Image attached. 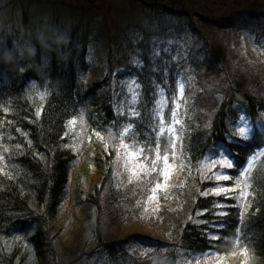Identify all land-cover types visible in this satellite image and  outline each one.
<instances>
[{"label":"trees","instance_id":"trees-1","mask_svg":"<svg viewBox=\"0 0 264 264\" xmlns=\"http://www.w3.org/2000/svg\"><path fill=\"white\" fill-rule=\"evenodd\" d=\"M65 1L68 21L61 19L60 0H41L54 2L44 16L26 3L20 28L0 37V45L10 46L45 19L70 26L72 36L67 64L55 53L42 52L23 75L0 66V264H144L133 252L141 241L151 243L139 246L157 253L155 264H195L235 250L244 252L247 264H264V0H131L125 10L129 14L120 21L106 16L111 0ZM93 7L104 11L93 13ZM96 14L107 19V28L95 31ZM91 46L102 54L96 64L90 62ZM252 51L260 56L255 64L245 57ZM92 72L101 78L86 89L84 79ZM183 74L195 90L182 108ZM58 78L63 84L57 91L53 84ZM98 91L104 95L94 104L106 124L116 128L122 119L121 126L132 128L143 149V170L139 187L128 192L111 175L104 184L107 195L96 185L84 200L90 206L83 221L88 237L70 258L59 248L77 160L65 135L68 122ZM180 119L184 136L177 161V139L172 147L168 129L174 128L176 136ZM244 121L251 130L248 139L238 131ZM157 148L161 157L168 155L178 177L173 187L168 178L167 187L152 199L157 183L165 182ZM218 153L235 167L222 168ZM250 157L255 159L243 179L246 199L211 191L233 185L214 175L227 173L235 180ZM100 162L96 174L105 180ZM138 207L146 210L151 230L128 234L124 242V217L140 215ZM96 238L104 261L88 251Z\"/></svg>","mask_w":264,"mask_h":264},{"label":"rangeland","instance_id":"rangeland-1","mask_svg":"<svg viewBox=\"0 0 264 264\" xmlns=\"http://www.w3.org/2000/svg\"><path fill=\"white\" fill-rule=\"evenodd\" d=\"M61 3L59 4L58 8L60 9L61 19L62 21H68L65 20L69 14L68 11V4H66L65 0H60ZM74 1V0H72ZM131 0H111L109 1L108 11H110L109 14H106V16L109 18L110 21H120L121 18H124V14H129L125 12L126 8L130 9L131 6ZM29 5L30 7L38 10L40 12H43V16L47 13L46 11L50 10L52 6H54V2H50L51 4H46L45 2H41V0H0V37L2 33H11L14 32V30L19 29L22 24V7L24 4ZM98 3V2H97ZM99 4V3H98ZM88 5L86 4V7ZM90 9V8H89ZM89 9L86 8V10L89 11V13H92ZM93 13H102L104 10L100 7H93L92 8ZM106 11V10H105ZM107 11V12H108ZM135 11V10H134ZM130 12V11H129ZM141 9H138L135 14H140ZM131 14V12H130ZM95 16L99 17L97 19V23L94 26L95 31L101 27L103 29L107 28V19L103 17V15L96 14ZM68 25V24H67ZM99 28V29H101ZM101 29V30H102ZM91 58L90 62L93 64L98 63L97 61L98 56L100 57L99 52H96L95 47L91 46ZM241 54V53H240ZM247 60L249 62H252V64H255L259 61L260 56L257 53L248 52L246 53ZM102 55V54H101ZM243 55V53H242ZM101 76L102 72L99 69ZM100 74H96L93 72L89 73L88 76L84 79V88H89V84L92 83L93 80H97L101 78L99 76ZM183 91H182V101L184 104L182 105V108L185 107V104L190 100L191 96L194 93V86L192 84V81L190 80V77L187 74H183L182 76V84ZM132 87V85L130 86ZM104 93L97 92L96 95H94L92 98L89 99L86 106L83 108V110L78 114V116L73 117L67 125L66 130V145L72 147L74 154H76V164L73 167L72 176L70 179V198L71 202L67 206V208L64 210V215L62 216L61 225L64 226L62 234V240L60 242V248L59 252L68 251L69 257L71 256V253L74 254L78 252L79 247V241L86 239V235L84 234L85 228L83 225V221H85L88 212L90 211L88 202H84L85 199H87L88 195L93 192L96 185L101 187H104L105 182H109V175L111 177L114 176V179L116 180L118 184V188L121 189V191L128 192L127 189L132 188L134 186L139 187L140 183L138 182L139 173L143 167L141 163V159H143V154L138 155L136 158H132L130 153L132 152H138L139 149H141V146L138 145L137 141L135 140L132 133V128L126 126H121L122 119L117 121L116 128L112 127L111 124H106L105 118L103 115L99 112L100 106L95 105L94 103L97 102L98 97L101 98ZM72 120H75L76 123L73 125L71 123ZM116 124V123H115ZM242 125H246L247 122H242ZM181 119L178 124V131L176 133L177 143L176 146L179 147L182 144L183 141V128L181 127ZM127 129V131H125ZM182 129V130H181ZM97 133L100 135L98 136ZM123 145H128L127 148H124ZM180 149L175 154V160L178 161L181 153ZM99 159H96V158ZM100 160L101 162L99 165H103L102 172L104 174L105 180H103V177L100 179L98 177L97 173V161ZM178 173L175 168V166L172 167V172L170 173L169 177V186L173 187L175 183L177 182ZM137 180V181H136ZM140 181V180H139ZM108 186V185H107ZM104 187L103 191H105V194L109 192L107 189L108 187ZM243 189H245V183L242 182ZM103 191L101 193H103ZM239 189H237V192L229 194L228 197H232L234 194L235 197H239ZM143 191L141 198L143 199ZM83 201V202H82ZM142 201V200H141ZM105 202V200H104ZM103 202V203H104ZM78 203H80V206H78ZM140 203V201H139ZM149 204H153L150 202ZM137 208V206L135 207ZM139 209L137 211H141V214L137 215L134 218L124 217V228L120 229L121 237L123 238L124 242L128 241L127 235L132 234L134 232H146V230L150 231V222L146 221L145 219V209ZM131 212L134 211V207L129 208ZM156 211L159 210V207H156ZM145 221V222H143ZM103 222V220H102ZM109 219L106 223L109 224ZM110 225L115 226V221L113 220ZM104 226H106L104 224ZM109 229H112L115 233V229L112 227H108ZM66 231V232H65ZM69 231V233H67ZM65 232V236L63 237V233ZM106 235H109V232L106 231ZM104 237L106 239H110L112 236H106ZM156 240H158V236L156 235ZM93 242L92 246L89 247L88 251H94L93 252V258L94 260H102L104 261L105 258L102 254V248H99V243L96 241ZM141 241V240H140ZM146 242H139L135 247V244L133 245V252L136 256L140 257V259L143 261L144 264H147L149 259L152 260V264H155L158 255L156 252L146 250V248L139 246ZM146 244H151L150 242ZM150 250L153 248L148 247ZM71 258V257H70ZM246 255L241 250H235L234 252H230L226 255L221 254H213L212 256L209 255V257L206 258V260H202L199 262H196L195 264H247ZM193 264V263H190Z\"/></svg>","mask_w":264,"mask_h":264},{"label":"clouds","instance_id":"clouds-1","mask_svg":"<svg viewBox=\"0 0 264 264\" xmlns=\"http://www.w3.org/2000/svg\"><path fill=\"white\" fill-rule=\"evenodd\" d=\"M25 38L14 40L9 46L0 45V66L11 75H23L28 67L36 61L41 53H55L58 61L69 63L72 61V36L70 26H60L48 22H36L31 28L25 29ZM59 78L53 84L55 90L62 87Z\"/></svg>","mask_w":264,"mask_h":264},{"label":"snow or ice","instance_id":"snow-or-ice-1","mask_svg":"<svg viewBox=\"0 0 264 264\" xmlns=\"http://www.w3.org/2000/svg\"><path fill=\"white\" fill-rule=\"evenodd\" d=\"M181 94H182V91H183V86L181 85ZM44 93H41L40 96H41V99L44 98ZM37 115H39V111L37 112ZM133 115H135V113H133ZM241 119H243L241 117ZM71 123L74 125L76 123L75 120H72ZM173 123H178V121L175 120V113H173ZM125 131H127V129H125ZM239 131V135L244 138V139H248L249 136H250V129H248L246 126H241L239 127L238 129ZM160 132L161 134L164 133V129L161 128L160 129ZM168 133H169V136H170V143H171V146L172 147H175V144H174V140L177 139L178 137L175 136L174 134V128H169L168 129ZM97 135L99 136L100 134L97 133ZM124 148H127L128 145H123ZM143 153V149H139L138 152H132L130 153L131 157L132 158H136L138 155L142 154ZM220 158V165L222 168H226V169H232L235 167L234 165V162L232 159H230L227 155H224L222 153H218L217 154ZM255 158L254 157H250L248 162H247V167L246 168H242L240 171H239V174L238 176L235 178H233V176L227 174V173H220V174H217V175H214L213 179H215L216 181H233V185L232 186H217V187H214L213 189H211V191L213 193H215L216 195H221L223 194L225 197H228L229 194L231 193H234V192H237V189H239V197L240 199L244 200L247 198V195L248 193L243 189V187H241L242 185V182H243V179L244 177L246 176V174L248 173V171L252 168V163H253V160ZM156 160L157 161H160L163 165V167L161 168V173L164 177V184L161 185L159 183H157L155 189L153 190V197L152 199H156V196H155V192L157 190H160L162 187L163 188H166L167 187V180L168 178L170 177V173H171V169H172V165L169 164V157L168 155H164L163 157L160 156V153H159V148H157V153H156ZM155 166H156V162L154 161L153 162V169L152 170H155ZM143 169H141L142 171ZM209 193L208 192H204L202 195L204 196H207ZM216 207H223V205H217ZM207 211V210H205ZM202 214V213H201ZM216 215H226V213H223V212H219V213H215ZM237 232V235H239V230L237 229L236 230ZM213 239H217L218 237L216 236H213L212 237ZM237 244L240 243L239 240L236 241ZM247 250H245L246 252Z\"/></svg>","mask_w":264,"mask_h":264}]
</instances>
